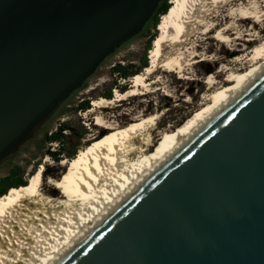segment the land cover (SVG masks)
<instances>
[{
  "label": "water",
  "instance_id": "1",
  "mask_svg": "<svg viewBox=\"0 0 264 264\" xmlns=\"http://www.w3.org/2000/svg\"><path fill=\"white\" fill-rule=\"evenodd\" d=\"M163 1L0 0V163ZM150 162L43 264H264V63Z\"/></svg>",
  "mask_w": 264,
  "mask_h": 264
},
{
  "label": "rangeland",
  "instance_id": "2",
  "mask_svg": "<svg viewBox=\"0 0 264 264\" xmlns=\"http://www.w3.org/2000/svg\"><path fill=\"white\" fill-rule=\"evenodd\" d=\"M219 1L198 3L197 17L190 20L183 40L167 48L165 59L179 58L181 68L156 67L147 76V82L152 86L144 89L142 95L127 97L99 112H91L95 101L109 100L105 97L107 92L111 91L113 100L116 92L126 93L132 86L133 77L130 81L120 79L113 72L115 65L145 73L142 60L146 56L149 61L152 50L147 49V44L152 36L157 38L159 35V26L155 27L151 22L141 34L109 56L85 87L73 92L17 151L0 163V180L19 167L24 181L28 182L43 166L40 203L48 205L47 201L51 199L58 203L62 191L54 186V181L64 180L73 161L108 133L104 128H126L137 120L155 115L156 124H150L147 129V134L151 135L149 148L153 151L164 135L185 127L212 103L211 95L225 87L231 70V73H242L254 66L252 53L264 41V0ZM168 4L172 6V0H168ZM243 13L253 18L242 20ZM218 29L226 30L225 35L230 36V40H218ZM87 102L91 109L81 111L80 106ZM96 117L104 120L103 126L96 125ZM60 129H66L63 134L70 137L66 148L77 154L73 160L63 158L57 163L50 154L61 145L50 143L47 138ZM134 143L137 148L141 147V140L136 139Z\"/></svg>",
  "mask_w": 264,
  "mask_h": 264
},
{
  "label": "bare ground",
  "instance_id": "3",
  "mask_svg": "<svg viewBox=\"0 0 264 264\" xmlns=\"http://www.w3.org/2000/svg\"><path fill=\"white\" fill-rule=\"evenodd\" d=\"M205 1L172 0L168 14L164 15L159 24V35L153 42L149 56L150 64L145 73L133 77L128 92H116L113 100L95 101L91 112H99L127 97L142 95L144 89L152 86L147 82V76L152 74L156 67L181 68L179 58L165 59L166 50L183 40L192 22L190 20L197 17L198 3ZM219 2L212 0V4ZM244 13L242 20L253 18L251 15L244 16L247 14ZM225 31L218 32L217 37L221 42L230 40ZM252 54L254 66L242 73H231V70L225 87L211 95L212 103L185 127L164 135L157 149L151 151V135L147 134L148 126L156 124L155 115L137 120L126 128L109 127L105 130L103 127L104 132L108 133L73 161L62 182L54 181V186L61 188V201L55 203L51 199L47 201L48 205L40 203L43 166L29 178L26 186L10 189L0 198V264H43L45 259L55 256L60 247L65 246L68 240L97 214V208L101 209L104 204L114 199L115 194L123 189L124 182L131 183L132 177L128 173L148 168L151 166L150 161L170 153L178 135L193 130L199 120L208 117L211 109L225 102L231 92L238 90L242 83L261 67L264 63V41ZM96 119V125H104L103 119ZM136 139L141 140L140 148L134 143Z\"/></svg>",
  "mask_w": 264,
  "mask_h": 264
},
{
  "label": "trees",
  "instance_id": "4",
  "mask_svg": "<svg viewBox=\"0 0 264 264\" xmlns=\"http://www.w3.org/2000/svg\"><path fill=\"white\" fill-rule=\"evenodd\" d=\"M170 8H171V6L168 4V0H164L160 4V6H159L158 10L156 11L152 20L146 25L145 29L148 27V25L151 22H153V25L155 27H158L160 24V18L162 16L168 14ZM155 39H156L155 36H152L149 39V42L147 44L148 50L152 49L151 46H152L153 42L155 41ZM142 66L144 68H147L149 66V61H148V58L146 56L142 60ZM113 72L117 76H119L120 79L125 80V81H130L132 79V77H135L136 75L139 74V71H133L128 67L122 66L121 64L115 65L113 68ZM86 83H87V81L85 82L83 87L86 86ZM105 97L107 99L111 100L112 99L111 91H109ZM80 107H81L80 108L81 111H88L91 109L89 102L82 104ZM64 131H66V129L65 130L60 129L59 131L53 133L51 136H49L47 138L48 142L59 143L61 145L59 150H57L56 152H52L50 154L52 156V158L54 159V161H56L57 163H60L63 160V158H66L68 160H73L76 158V154H77L75 151H71V150H68V148H66V145L68 144V142H66V141H69L70 137L64 136V134H63ZM27 184H28V182L24 181V178L22 176L21 168L18 167V168L13 169L8 176H6L5 178L0 180V186L6 185L4 192L0 194V198L2 196H5L10 191V189H9L10 187L19 188L22 186H26ZM13 188H11V190Z\"/></svg>",
  "mask_w": 264,
  "mask_h": 264
},
{
  "label": "flooded vegetation",
  "instance_id": "5",
  "mask_svg": "<svg viewBox=\"0 0 264 264\" xmlns=\"http://www.w3.org/2000/svg\"><path fill=\"white\" fill-rule=\"evenodd\" d=\"M108 94V92L105 94V96ZM6 185L0 186V194L4 192Z\"/></svg>",
  "mask_w": 264,
  "mask_h": 264
}]
</instances>
